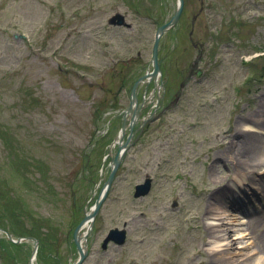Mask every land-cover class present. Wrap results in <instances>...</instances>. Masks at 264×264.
Masks as SVG:
<instances>
[{
    "label": "rangeland",
    "instance_id": "374dc122",
    "mask_svg": "<svg viewBox=\"0 0 264 264\" xmlns=\"http://www.w3.org/2000/svg\"><path fill=\"white\" fill-rule=\"evenodd\" d=\"M176 7V0H0V229L36 238L37 254L45 246L33 264L77 260L74 231L108 179L131 87L152 69L156 29ZM201 7L192 40L204 47L202 74L176 107L142 126L174 100L199 54L190 32ZM116 15L124 26L110 24ZM159 58L160 86L138 89L144 107L124 134L129 147L84 264H197L223 247L225 264H264V168L237 165L244 132L264 142L253 127L264 99V0H185ZM147 180L150 192L137 198ZM209 204L230 214L216 238L204 229L220 224L219 209L207 215ZM114 229L125 243L103 248ZM34 246H14L1 231L0 264H30Z\"/></svg>",
    "mask_w": 264,
    "mask_h": 264
},
{
    "label": "water",
    "instance_id": "95a60500",
    "mask_svg": "<svg viewBox=\"0 0 264 264\" xmlns=\"http://www.w3.org/2000/svg\"><path fill=\"white\" fill-rule=\"evenodd\" d=\"M184 8V0H178V5H177V9L175 14L173 15V17L165 24L161 25L158 27L156 35H155V41H154V45H153V53H152V63H153V69L152 71L147 72L145 75H143L140 79H138L135 84L132 87L131 90V102L130 105L126 111V116L128 115V113L133 112L134 117L132 118V123H134L135 121V113L136 111L134 110V106L137 104V88L138 86L144 82V81H148L151 80L153 78H156L159 74H160V63L158 60V53H159V44L161 41L162 36L170 29L174 28L176 26V24L179 22L180 16L182 14ZM117 21L118 25H122L124 23V17L121 15H117L115 18L112 19V22L115 23V21ZM198 65V61H195V66ZM201 74V71H198V75ZM188 82V79H186L181 87L183 88L185 86V84ZM181 92V91H180ZM179 92V94H180ZM126 122L127 119L125 118L124 124H123V128H122V132L125 131L126 128ZM128 147V142L123 144V140H120V147H119V151L117 152L115 158L113 159L112 162V166H111V171H110V175L107 179V181L104 183L103 189L101 194L99 195L98 199L96 200L94 207L91 211V214L87 217H85L83 219V221L78 225V227L76 228L75 232H74V242L79 254L78 259L76 260V262H74L73 264H84L85 260L87 259L88 256V251L87 248L84 247L82 245L81 242H79L77 240V233L80 230V227L82 226V224L86 221V219H90L92 221V225L93 222L103 204V202L105 201L107 194L112 186V183L114 181L116 172L124 158L126 149ZM151 189V181L147 180L144 184L142 185H137L136 186V194L135 196L138 197H142L147 195L150 192ZM7 237L15 243H20L22 242L24 239L23 238H19L18 240H13L12 236L8 233L5 232ZM34 242V257L37 254V249H38V241L36 240V238H29ZM126 237L124 232L119 231L118 229H114L111 230L108 237L106 238V240L103 243V248L107 247V244L110 241H115L116 243L122 245L125 243ZM32 264V263H30Z\"/></svg>",
    "mask_w": 264,
    "mask_h": 264
},
{
    "label": "bare ground",
    "instance_id": "6f19581e",
    "mask_svg": "<svg viewBox=\"0 0 264 264\" xmlns=\"http://www.w3.org/2000/svg\"><path fill=\"white\" fill-rule=\"evenodd\" d=\"M157 79V78H156ZM155 79V82L158 85V80ZM262 105L260 106L259 110L256 113L260 114L261 119L259 121L253 122V127L258 128L259 130L264 131V99L262 100ZM253 119L245 118L239 120V124H237L239 127L242 125L243 122H251ZM242 129V128H241ZM242 140L240 144V149L237 154L239 164H237L239 167L244 168L245 170L250 169V171L254 172V168H264V142L261 140L260 137H258L257 133H254L253 130H249L248 132H244L242 135ZM118 141V140H117ZM116 141V142H117ZM115 144V143H114ZM117 146V145H114ZM210 208V210H208ZM221 207L214 206L213 204H209L206 213L207 215H213V211L215 209H219L216 216H218L217 220L220 222L217 226L212 224H205L204 229L207 230L210 234V238H216V236L212 232H226V229H224L226 226L224 224V221L227 220L230 217V214L228 213V210H220ZM93 208H90L89 211L85 213V217L89 216L91 214ZM201 222V221H199ZM247 220L245 218H242L239 221V224H245ZM237 224V225H239ZM92 229V221L90 219H86V221L82 224L80 227V230L77 233V240L82 243L84 247H86V241L89 236L88 233L91 232ZM215 229V230H214ZM240 234H237L235 239H238ZM226 247H223L217 255H214L212 257L208 256V259L202 260L200 263L197 264H225L224 255L226 254ZM33 258V257H32ZM34 261V259H33ZM252 264L249 262V258L241 261L239 264ZM231 264H235V262H232Z\"/></svg>",
    "mask_w": 264,
    "mask_h": 264
},
{
    "label": "trees",
    "instance_id": "16d2710c",
    "mask_svg": "<svg viewBox=\"0 0 264 264\" xmlns=\"http://www.w3.org/2000/svg\"><path fill=\"white\" fill-rule=\"evenodd\" d=\"M16 209H17V207H16V208H13V209L11 208V210H12V212H13L14 214L16 213ZM13 245L15 246V245H18V244H14V243H13ZM44 249H45V246H44V247H41V248H40V251H39L40 254L38 253V258L41 257V258H40L41 260L44 259L43 256H42V253H44Z\"/></svg>",
    "mask_w": 264,
    "mask_h": 264
},
{
    "label": "flooded vegetation",
    "instance_id": "af4514ba",
    "mask_svg": "<svg viewBox=\"0 0 264 264\" xmlns=\"http://www.w3.org/2000/svg\"><path fill=\"white\" fill-rule=\"evenodd\" d=\"M191 74L193 75L194 74V71H191ZM164 104L162 103L160 106H159V109H155V110H157V112H159V110L162 108V106H163ZM158 108V107H157ZM154 110V111H155ZM153 111V113H156V111L154 112Z\"/></svg>",
    "mask_w": 264,
    "mask_h": 264
}]
</instances>
